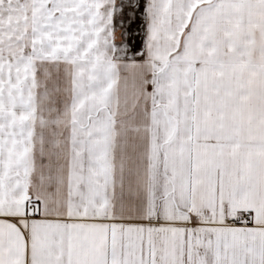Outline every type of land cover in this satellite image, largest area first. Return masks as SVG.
<instances>
[{
    "label": "snow or ice",
    "instance_id": "obj_1",
    "mask_svg": "<svg viewBox=\"0 0 264 264\" xmlns=\"http://www.w3.org/2000/svg\"><path fill=\"white\" fill-rule=\"evenodd\" d=\"M0 264H264V0H0Z\"/></svg>",
    "mask_w": 264,
    "mask_h": 264
}]
</instances>
